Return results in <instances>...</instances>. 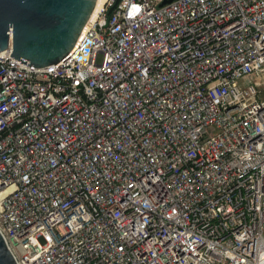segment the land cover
<instances>
[{
  "label": "built area",
  "instance_id": "obj_1",
  "mask_svg": "<svg viewBox=\"0 0 264 264\" xmlns=\"http://www.w3.org/2000/svg\"><path fill=\"white\" fill-rule=\"evenodd\" d=\"M163 1L106 0L45 67L0 51L18 264H264V0Z\"/></svg>",
  "mask_w": 264,
  "mask_h": 264
},
{
  "label": "water",
  "instance_id": "obj_2",
  "mask_svg": "<svg viewBox=\"0 0 264 264\" xmlns=\"http://www.w3.org/2000/svg\"><path fill=\"white\" fill-rule=\"evenodd\" d=\"M172 1L164 0L161 6ZM96 2L0 0V51L11 46L12 56L25 64L29 60L31 63L28 65L36 67L59 62L75 45ZM0 264H18L1 233Z\"/></svg>",
  "mask_w": 264,
  "mask_h": 264
},
{
  "label": "bare ground",
  "instance_id": "obj_3",
  "mask_svg": "<svg viewBox=\"0 0 264 264\" xmlns=\"http://www.w3.org/2000/svg\"><path fill=\"white\" fill-rule=\"evenodd\" d=\"M105 2H106V0H97L95 9H94V11H93V13L89 19V22L94 20L97 17L98 12L100 11V9L102 8V6L104 5Z\"/></svg>",
  "mask_w": 264,
  "mask_h": 264
},
{
  "label": "rangeland",
  "instance_id": "obj_4",
  "mask_svg": "<svg viewBox=\"0 0 264 264\" xmlns=\"http://www.w3.org/2000/svg\"><path fill=\"white\" fill-rule=\"evenodd\" d=\"M244 80H239L238 83L241 84Z\"/></svg>",
  "mask_w": 264,
  "mask_h": 264
}]
</instances>
